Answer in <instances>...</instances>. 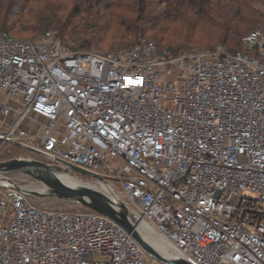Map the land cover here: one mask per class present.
Returning <instances> with one entry per match:
<instances>
[{
	"label": "built area",
	"instance_id": "built-area-1",
	"mask_svg": "<svg viewBox=\"0 0 264 264\" xmlns=\"http://www.w3.org/2000/svg\"><path fill=\"white\" fill-rule=\"evenodd\" d=\"M243 43L79 50L55 30L0 29V147L114 181L137 231L148 221L189 264H264V32ZM0 264L165 263L111 218L15 182L0 185Z\"/></svg>",
	"mask_w": 264,
	"mask_h": 264
},
{
	"label": "trees",
	"instance_id": "trees-1",
	"mask_svg": "<svg viewBox=\"0 0 264 264\" xmlns=\"http://www.w3.org/2000/svg\"><path fill=\"white\" fill-rule=\"evenodd\" d=\"M20 1L0 0V29L13 37L9 30L33 36L15 37L21 39H36L55 30L66 45L73 43L79 50L93 48L106 38L112 50L128 48L147 35L161 42L174 31L180 37L166 48L155 41L159 48L178 54L195 46L216 48L222 44L228 52H244L240 50L243 38L262 22L260 13L250 6L257 0H161L159 4L156 0H130L127 5L118 1L106 6L104 0ZM112 6L115 10L104 15ZM123 6L127 9L119 12ZM112 22L116 24L109 32ZM199 31L205 40L195 42Z\"/></svg>",
	"mask_w": 264,
	"mask_h": 264
},
{
	"label": "rangeland",
	"instance_id": "rangeland-1",
	"mask_svg": "<svg viewBox=\"0 0 264 264\" xmlns=\"http://www.w3.org/2000/svg\"><path fill=\"white\" fill-rule=\"evenodd\" d=\"M22 1V0H21ZM20 1V2H21ZM118 1H121L123 5H127L130 0H104V6L106 4L114 3L116 4ZM157 4L161 0H156ZM103 6V4H102ZM103 6V7H104ZM251 8L253 11H258L262 17V22L260 26L257 28L264 32V0H257L250 3ZM127 8L125 6L120 9L119 12L125 11ZM115 10V7H111L109 9H105L103 14H109ZM21 22H18L19 25ZM115 22H112V26L109 27V32H111L114 28ZM1 27V24H0ZM172 27V25H171ZM2 28V27H1ZM7 31V30H6ZM9 33L14 35L15 37H33L29 36L27 33L20 32L18 29L9 30ZM41 35V34H40ZM165 39L159 42L157 39L153 38L152 35H147L142 40H154L161 47H168L170 44H173L177 39L180 37V34L174 33V31L169 32L168 34L164 35ZM202 32H197L194 38L195 42H198L201 38H204ZM184 40V37L181 38ZM109 38H106L102 43L98 45H93V48H98L102 50H112L107 46V42ZM218 46H222V44H217ZM223 47V46H222ZM226 49L225 47H223ZM214 47H202L201 49L198 46H195L194 49L191 50H183V51H212ZM119 50V49H113ZM241 51L244 52H251L249 48L243 43ZM254 52V51H252ZM1 164L5 167H13L17 165H51L54 164L51 160H49L46 156L42 154L35 153L28 148L17 144H4L0 147V170ZM49 173L60 180H64L65 178L71 177L66 172L52 170ZM77 179L87 188H90L92 191L95 192L96 196L102 200L107 205L114 207L117 211L121 210V205H124L126 209L132 213L135 217H140L138 211L134 208V206L125 198L124 194L121 192L119 186L114 182H102L95 178H92L87 175L76 174ZM27 193V197L35 202L40 203L41 205H47L48 207L55 206V207H65V208H73L79 210H91L92 208L87 205L84 201L80 200L73 194L68 191L56 188L54 183L44 174L38 173H28L21 175L19 179L16 181ZM56 204V205H55ZM127 217V216H126ZM145 224L153 230H156L153 225H151L148 221H145ZM147 244L153 250V253L157 255L159 258L170 259L169 257L172 256L163 245L156 243L150 239H147ZM151 259L158 260L157 256L150 255Z\"/></svg>",
	"mask_w": 264,
	"mask_h": 264
},
{
	"label": "water",
	"instance_id": "water-1",
	"mask_svg": "<svg viewBox=\"0 0 264 264\" xmlns=\"http://www.w3.org/2000/svg\"><path fill=\"white\" fill-rule=\"evenodd\" d=\"M56 162H61L58 159H55ZM62 163V162H61ZM5 167V166H4ZM57 170L63 171L71 175L77 180V184L75 186L68 185L62 180L56 178L51 175L49 171ZM28 173H40L46 175L53 183L56 188L65 190L84 201L91 208L96 210L98 213H101L112 220H114L117 224L122 226L129 234L132 235L134 239L139 241L143 249L149 254L153 256H157L153 253V250L147 244V238L154 239L161 244L165 245L172 251V257L170 259L159 258L158 261H161L165 264H189L181 259L180 252L163 236L157 234L155 231L150 228H145V233H139L133 225L128 217L129 211L126 209L124 205H121V210L117 211L114 207H111L100 200L94 191L90 188L84 186L76 177V174L87 175L93 177L99 181L105 182L102 177L96 176L92 172L83 169L81 167L75 165H63V164H51V165H17L13 167H5V169L0 170V185L3 187H9L14 184L21 175ZM127 216V217H126Z\"/></svg>",
	"mask_w": 264,
	"mask_h": 264
},
{
	"label": "bare ground",
	"instance_id": "bare-ground-1",
	"mask_svg": "<svg viewBox=\"0 0 264 264\" xmlns=\"http://www.w3.org/2000/svg\"><path fill=\"white\" fill-rule=\"evenodd\" d=\"M1 169L3 170V169H5V167L3 166V164H1ZM38 174H40V173H38ZM63 182H65V183H67L68 185H71V186H75L76 184H77V180L74 178V177H68L67 176V178H65L64 180H62ZM56 205V204H55ZM51 207H55V206H51ZM128 219H129V221L134 225L135 223H134V220L133 219H131V218H129L128 217ZM152 230V229H151ZM141 231H142V233L144 234L145 233V228H143V229H141ZM147 239H150V240H152V241H155L156 243H159V244H161L160 242H158V241H156V240H154V239H151V238H147ZM161 245H163V244H161ZM170 253H172V251L168 248V247H166L165 245H163ZM173 255V254H172ZM172 257V256H171ZM171 257H169V258H171Z\"/></svg>",
	"mask_w": 264,
	"mask_h": 264
}]
</instances>
